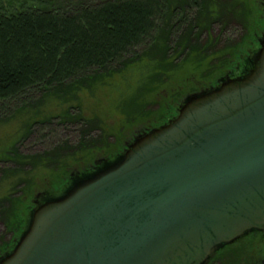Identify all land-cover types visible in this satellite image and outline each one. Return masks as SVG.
<instances>
[{"label": "water", "instance_id": "1", "mask_svg": "<svg viewBox=\"0 0 264 264\" xmlns=\"http://www.w3.org/2000/svg\"><path fill=\"white\" fill-rule=\"evenodd\" d=\"M235 72L42 192L0 264H207L264 230V32Z\"/></svg>", "mask_w": 264, "mask_h": 264}, {"label": "trees", "instance_id": "2", "mask_svg": "<svg viewBox=\"0 0 264 264\" xmlns=\"http://www.w3.org/2000/svg\"><path fill=\"white\" fill-rule=\"evenodd\" d=\"M246 3L237 6L233 0H0V118L37 108L51 98H74L82 89L104 84L143 57L155 56L151 61L157 63L160 71L178 67L181 60L192 58L194 53L207 58L216 52L202 43L203 35L207 34L209 44L214 45L218 38L213 33L215 25L219 23L221 30L226 29L238 16L239 8L251 9ZM261 19L260 25L254 22L256 34L253 20H249L246 41L256 40L258 30L264 27L262 14ZM231 60L234 58L225 59V67ZM78 109L73 106L61 115L27 123L29 134L18 146L33 133L36 139L77 125L80 140H88V123L79 116ZM18 146L12 145L0 161L7 165L12 159L14 165L4 168L20 171L26 165L22 159L33 165L51 158L47 151L24 154ZM22 207H27L26 203L18 198L12 202L0 200V221L5 233H19L24 228ZM8 242L0 234V253L8 248Z\"/></svg>", "mask_w": 264, "mask_h": 264}, {"label": "rangeland", "instance_id": "3", "mask_svg": "<svg viewBox=\"0 0 264 264\" xmlns=\"http://www.w3.org/2000/svg\"><path fill=\"white\" fill-rule=\"evenodd\" d=\"M233 1L237 6L246 1V5L250 4L251 9L239 8L238 16L235 15L232 23L224 30L220 29L219 23L216 24L213 33L218 38L214 45L209 44L207 34L203 35L202 43L210 51L216 52L209 57L203 58L201 54L194 53L192 58L181 60L180 65L170 71H160L157 63L151 61L155 60V56L143 57L108 78L104 84L82 89L74 98H51L37 108L22 111L14 117L0 118V161L6 158L12 145L18 146L25 134H29L27 123L52 114L61 115L73 106L79 108L76 111L81 112L79 116L88 123L86 128L90 131L89 139L85 141L80 140V125L36 139V133H33L24 139L26 142L18 146L20 152L39 154L47 151L51 158L46 157L49 162L43 161L44 164L35 162L33 165L22 159L26 165L20 171L4 168L14 165L12 159L7 165L0 162V168H4L0 169V200L12 202L18 198L19 201L28 203L33 195L47 187L51 180L71 168L80 169L101 156L115 155L129 138L132 137L131 141L135 138L132 136L135 132L141 130L142 133L147 128L158 126L167 117L174 116L179 108L174 105L177 100L182 103L190 93L216 85L237 61L240 67H243L240 70L243 73L244 68L249 67L247 58L259 47V38L264 32V27L260 28L256 40H248L254 42L256 48L247 51L253 45L244 39L248 32L249 20H253L256 34L254 22L256 20V25L261 24L259 20L261 14L264 16V0ZM241 54H245L244 57L237 59ZM232 57L235 58L231 60L233 62L225 67V59ZM71 142L78 146L71 145ZM68 144L72 147L65 146ZM22 212L27 210L22 207ZM0 234L9 236L5 233L2 221Z\"/></svg>", "mask_w": 264, "mask_h": 264}, {"label": "flooded vegetation", "instance_id": "4", "mask_svg": "<svg viewBox=\"0 0 264 264\" xmlns=\"http://www.w3.org/2000/svg\"><path fill=\"white\" fill-rule=\"evenodd\" d=\"M263 12H264V10H263ZM250 43L253 45L251 48H248L247 51L250 49L252 51L256 48V45L254 44V42H250ZM247 53H249V52H247ZM244 55L245 54L239 55L240 57H238L237 59L243 58ZM247 56H248V54H247ZM251 57L252 56H249L247 58V60L250 61ZM237 63L239 64V62L237 61L232 66V68H229V70L223 74V76H228L230 74L236 73L235 72L236 69H238V71L243 69V67H240V64H239V67L236 68V66H238ZM230 69H233V70H230ZM180 101L181 100H177L174 105L179 107L181 104ZM171 116L167 117V119L164 122H166L168 119H170ZM163 120H161V121H163ZM164 122H160V123L163 124ZM160 123H159V125H161ZM148 129L149 128L145 129V131ZM145 131H143V132H145ZM140 134H141V130L137 131V133L135 132V134L132 136L134 138ZM131 139H132V137L129 138L124 143V145L117 150V153L115 155L123 152L124 149L126 148V145L128 144L127 142L130 143ZM115 155H113V156H115ZM103 159H104V157L101 156L97 159L92 160V162L85 164L84 166H81L80 169L79 168H75V169L71 168L68 172L61 174V176H59L58 178L51 180L50 183H48L47 187H45L43 190H41V191H39L33 195V198L30 199L31 201L28 202L29 204L26 203L27 207L28 206H31V207L30 208L25 207V211L27 210V212L23 213L24 219L27 217L29 210L36 205V202L41 200L42 192L48 191L51 189L61 188V187L65 186L66 184H68L70 182L71 179H73V177L76 176L77 173H82V172L92 170L97 164L102 163ZM22 230H23V228L21 229V231ZM19 233L18 232H16V233L9 232L7 234L9 236L8 237L5 236V238L9 241L7 249H9L13 245L14 240H15L14 238H16V236ZM7 249H5V250H7ZM0 254H2V253H0ZM207 264H264V230H253V231L247 233L246 235L242 236L237 241L225 246L223 249H221L217 253H215L213 255L212 259H210V261Z\"/></svg>", "mask_w": 264, "mask_h": 264}]
</instances>
